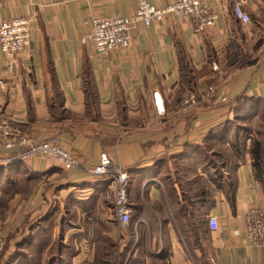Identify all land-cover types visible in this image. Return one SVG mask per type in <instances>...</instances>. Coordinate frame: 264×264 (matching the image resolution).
I'll return each mask as SVG.
<instances>
[{
	"label": "crops",
	"instance_id": "1",
	"mask_svg": "<svg viewBox=\"0 0 264 264\" xmlns=\"http://www.w3.org/2000/svg\"><path fill=\"white\" fill-rule=\"evenodd\" d=\"M208 1L218 12L211 27L198 32L168 15L138 23L129 47L102 54L86 38L88 21L130 15L135 0H2L0 23L27 17L30 43L14 61L0 52V118L37 140L58 135L78 158L70 169L51 158L20 162L0 137L4 258L51 212L48 236L29 246L48 256L61 243L59 264L91 263L106 246L125 249L128 264H264V247L245 231L248 209L264 210L249 153L235 162L201 155L237 98L264 100V0L244 1L248 25L229 0ZM101 153L129 175L126 225L105 178L87 172Z\"/></svg>",
	"mask_w": 264,
	"mask_h": 264
},
{
	"label": "built area",
	"instance_id": "2",
	"mask_svg": "<svg viewBox=\"0 0 264 264\" xmlns=\"http://www.w3.org/2000/svg\"><path fill=\"white\" fill-rule=\"evenodd\" d=\"M136 5L130 15L94 16L88 21L90 27L86 38L92 41L95 49L102 54L112 50L129 47L132 44L133 32L138 23L149 25L160 22L168 15L176 19L191 20L195 31L211 27L218 17L208 0H176L173 3L156 6L147 0H135ZM245 0H229L231 13L243 25L251 23V17L243 7ZM2 0H0L1 4ZM30 43L29 19L14 17L0 23V52L14 61L15 54L25 49ZM214 88L208 86L206 95H212ZM220 100L227 101L225 96ZM190 97L183 100L188 104ZM194 102V97H193ZM162 108V107H161ZM0 137L4 139L7 149L18 148L16 158L27 161L33 157L51 158L58 161L63 169L77 166L76 154L65 148L58 135H51L44 140H37L19 126L13 125L6 118H0ZM89 175L109 179L112 190L113 214L120 225L129 220L128 183L129 175L112 164L110 158L101 153L97 164L87 169ZM217 217L208 215L207 223L211 230L218 226ZM245 231L247 239L255 247H264V210L259 207L248 209L245 214ZM3 240L0 239V251Z\"/></svg>",
	"mask_w": 264,
	"mask_h": 264
},
{
	"label": "trees",
	"instance_id": "3",
	"mask_svg": "<svg viewBox=\"0 0 264 264\" xmlns=\"http://www.w3.org/2000/svg\"><path fill=\"white\" fill-rule=\"evenodd\" d=\"M263 104L264 100L259 97L242 96L237 98L233 108V117L224 121L219 130H209L205 138V143H207V145L204 146L205 148L201 151V155L214 160L231 159L235 162V160H242L245 153L248 152L251 157L254 177L262 184L264 189V139L261 140L258 137L253 138L252 132L248 131L245 127V123L264 117L262 109ZM249 140L250 145L249 148L246 149V142ZM218 145H222V148L219 150L216 148L215 150L214 148ZM103 180L105 181L103 183L107 186L109 184V179L105 178ZM51 214L50 212L44 215L32 224L29 229L30 232L18 243L16 250L9 253L5 258L3 257V246L0 251V264H59L56 259L63 249L61 243L60 246L54 245L50 250L52 254L48 256L44 254L33 257L34 252L40 254L41 246H29L30 240L34 239L37 234L45 232L48 236L45 227L51 220L49 218ZM44 221H47L43 224L45 226L42 225ZM127 258L129 260L125 249L121 255L118 248L115 247L113 249V247L106 246L104 248V253H101L93 264H128V261L125 262ZM26 259L28 262L25 263Z\"/></svg>",
	"mask_w": 264,
	"mask_h": 264
},
{
	"label": "rangeland",
	"instance_id": "4",
	"mask_svg": "<svg viewBox=\"0 0 264 264\" xmlns=\"http://www.w3.org/2000/svg\"><path fill=\"white\" fill-rule=\"evenodd\" d=\"M262 107H263L262 109L264 112V104ZM245 127L247 128L248 131L252 132L253 138L258 137L261 140L264 139V117H261V118L256 119V120H251L249 123L248 122L245 123ZM248 127H249V129H248ZM249 143H250V140H249ZM216 148H217V150H219L222 148V145H218L214 149L216 150ZM109 259H112V258H109ZM93 262H91V263L93 264ZM94 264H97V263H94Z\"/></svg>",
	"mask_w": 264,
	"mask_h": 264
}]
</instances>
